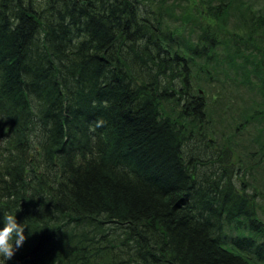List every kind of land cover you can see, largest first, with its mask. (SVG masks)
<instances>
[{"label":"trees","instance_id":"trees-1","mask_svg":"<svg viewBox=\"0 0 264 264\" xmlns=\"http://www.w3.org/2000/svg\"><path fill=\"white\" fill-rule=\"evenodd\" d=\"M232 2L0 0V264H264L237 141L264 118V12ZM235 70L228 139L204 87Z\"/></svg>","mask_w":264,"mask_h":264},{"label":"rangeland","instance_id":"rangeland-1","mask_svg":"<svg viewBox=\"0 0 264 264\" xmlns=\"http://www.w3.org/2000/svg\"><path fill=\"white\" fill-rule=\"evenodd\" d=\"M183 2H187V0H182ZM235 11L232 16V21L234 22V18H240L241 10L238 8V5L241 3V0H232ZM254 10L264 12V0H253ZM264 27V26H263ZM262 27L261 31L264 34V28ZM261 46H264V41L259 42ZM258 43V44H259ZM226 48V46H225ZM259 53V51H258ZM261 54L264 56V50L262 49ZM260 60V57H259ZM253 65L256 63L252 62ZM252 66V65H251ZM253 67V66H252ZM257 67V66H255ZM231 77H235L234 81H224V83H217L218 85L213 83L212 87L210 85H205L204 90L209 94L211 101L209 103L210 106V116L213 121L212 127L219 134H223L224 137H232V133L236 130V123L241 121L242 118H239L240 107L242 101H246L245 98L248 96L244 94V92L235 87L233 83L239 84L243 82L240 78V73H236V70L233 71ZM253 80L261 81L264 80V73L262 72L259 76H253ZM222 84V85H221ZM212 85V84H211ZM258 91L259 88H257ZM261 91H264L262 87ZM223 94V95H222ZM245 96V97H244ZM243 97V98H242ZM249 109L252 108L253 111H262L264 117V97L261 95H255L248 101ZM256 116L260 117L261 114L257 113ZM254 126H251L243 131L241 135L237 136L238 141V149L240 153L244 156V159L247 160L248 165H253L254 167V178L258 182L259 187L264 191V163H259L258 167L255 166L256 159L251 160V157H255V154L250 155V151H256L258 146L255 144V141L258 143L259 140L264 141V118L259 120H255L253 122ZM248 152V154H245ZM237 154V153H236ZM251 156V157H250ZM236 164V162L234 161Z\"/></svg>","mask_w":264,"mask_h":264}]
</instances>
